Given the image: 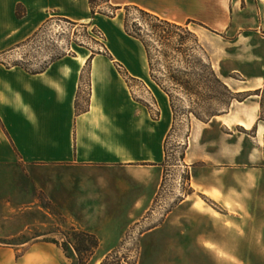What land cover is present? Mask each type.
<instances>
[{"label": "rangeland", "instance_id": "obj_1", "mask_svg": "<svg viewBox=\"0 0 264 264\" xmlns=\"http://www.w3.org/2000/svg\"><path fill=\"white\" fill-rule=\"evenodd\" d=\"M102 1L98 0V5L94 6L99 12L95 15L98 17L95 29L47 9L48 21L27 42L0 54V65H20L34 73L76 52L90 55L98 52L102 55L98 60L104 61H108L106 51L112 58H122L120 65L131 73H139L144 81L141 82L145 85L137 82L130 85L135 99L147 105L151 123L159 121L169 125L172 122L164 142L165 158L160 172L148 170L147 174H151L154 181L145 187L119 166L28 167L19 161L0 164V247L14 248L19 257L30 245L38 243L48 248L45 257L48 264H76L74 253H66L60 245L52 243L61 244L71 229H76L94 233L99 239L98 249L86 264H209L210 256L199 257L193 249L197 245L193 235L205 236L213 231L212 224H228L226 228H230V224H264V180L247 198V204L241 206L232 204L217 192L220 197L212 200L195 186L192 178L208 174L202 160L210 162L209 173L214 179L226 178L222 164L230 162L244 143H251L254 148L259 132L256 126L245 129L234 123L245 116V108L238 103L246 99L248 93L234 92L239 94L229 100V95L212 83L209 70L202 66L195 68L194 64L195 60L202 65L211 62L220 80L229 83L226 75L240 61L262 63L264 0H233L230 21L227 20L230 26L220 32L200 21L188 25L202 48V51L197 50L192 38L186 43V47H193L186 56V60L193 62V69L188 72H193L192 81L199 75L201 96L188 98L166 82L170 99L148 78L142 65V61H147L142 45L124 33V23L129 30H135L134 25H143L145 18L132 7L114 11L109 5H99ZM22 11L19 8V14ZM76 11L82 12V8ZM39 16L36 10L34 19ZM81 60L83 58H78ZM176 66L169 70L157 68L154 74L165 80L173 71L179 72L181 65ZM86 102L84 93L78 101L79 108L85 109ZM191 110L208 122L198 120ZM261 119H264V90L260 94L258 120ZM205 130L210 132L208 139L204 136ZM260 195L262 198L258 197ZM198 199L218 212V218L197 210L193 202ZM223 232L220 227L219 239L223 238ZM226 237L231 243H240L234 236ZM226 259L220 257L221 264ZM230 259L232 262L240 260L242 264H264V256Z\"/></svg>", "mask_w": 264, "mask_h": 264}, {"label": "crops", "instance_id": "obj_2", "mask_svg": "<svg viewBox=\"0 0 264 264\" xmlns=\"http://www.w3.org/2000/svg\"><path fill=\"white\" fill-rule=\"evenodd\" d=\"M232 3L233 0L99 2L100 5L119 7L117 11L136 6L179 24L200 21L218 32L230 26ZM17 5L23 9L19 17L16 16ZM77 8H82V12H77ZM47 9L71 21L98 28V17L91 16L88 0H0V54L22 44L40 30L50 17L46 14ZM36 10L40 16L34 19ZM261 39L263 43L264 38ZM141 49L144 50L142 46ZM89 55L84 52L64 55L37 73H29L21 66L0 65V164L19 161L28 167L119 166L131 179L149 187L154 180L147 174L148 170L160 172L165 158L164 142L172 122L169 125L159 121L152 124L148 109L132 99L127 83L116 69L122 58L104 61L98 60L102 55L96 54L88 62ZM78 58L83 60L78 61ZM142 65L149 78L147 61H142ZM126 70L133 78L143 81L139 73ZM231 74L237 75L232 77ZM226 79L229 83L224 84L233 92L259 91L261 94L264 61L251 64L240 61L238 66L230 69ZM84 93L87 95L86 107L77 113L76 103ZM252 97L258 100L252 102L249 100ZM238 104L245 108V116L234 123L245 129L257 127L255 147L244 143L230 162L222 164L228 175L226 178L214 179L209 173L210 162L202 160L208 174L202 178L194 177L192 181L200 193L212 200L221 195L241 206L247 204V198L264 180V120H258L260 95L246 97ZM203 132L208 139L210 132ZM258 197L262 198V195ZM193 206L218 218L219 213L202 199L194 201ZM212 225L213 231L205 236L198 233L192 237L197 243L193 248L197 256H210L212 262L209 264H221L220 257L228 258L222 264H238V261L242 264L240 260L232 262L230 258L264 256V224H230V228H226L228 224ZM220 227L224 229L222 239L218 236ZM227 235L238 238L240 243H231ZM47 249L42 244H33L17 257L18 251L14 248L0 247V264H48L45 260Z\"/></svg>", "mask_w": 264, "mask_h": 264}, {"label": "trees", "instance_id": "obj_3", "mask_svg": "<svg viewBox=\"0 0 264 264\" xmlns=\"http://www.w3.org/2000/svg\"><path fill=\"white\" fill-rule=\"evenodd\" d=\"M97 2L98 0H88L92 17H94L96 14L99 13L94 7L95 5H98ZM109 7L114 11H117L119 9V7H113L111 5H109ZM130 7L134 8L145 19L143 21V25H141L140 23L134 25L135 30H129L126 23H124V27H123L124 33L132 37L133 39L137 40L142 45L147 59L150 80L157 87H159L160 90L169 97V99H170V89L166 87V82H169L173 89L181 92L188 98H192L193 96L195 97L201 96L200 87L202 84L200 83L199 75H196L197 79L192 81L193 72L189 73L188 71L190 70L192 71L193 62L191 60L190 61L186 60V56H188V52L193 49V47H189V48L186 47V43L188 39L192 38L194 47H196L197 50L202 49L201 46L199 45L197 36L193 32L188 30V25L193 21H188L184 25H181L179 23L160 18L159 16L154 15L136 6L125 7V10L130 9ZM19 8L20 6L17 5L16 16L18 17L20 16ZM93 29H95V27ZM96 54H98V52L96 53L93 52L89 56L87 61L89 62ZM105 55L109 59L113 60L112 56L107 51L105 52ZM195 61H196V63L194 64L195 68L196 66H202L204 69L209 70L212 83L215 86L221 88L225 93H227V95H229V100L232 101L233 99H235V95L239 93L234 94V92L229 90V88L224 84V82L220 80V78L214 72L211 62L207 63L206 65H202L201 61L199 60H195ZM173 63L175 66H172ZM176 65L179 66L181 65L179 68L180 69L179 72L173 71L168 76H165L166 78L165 80H161L157 78L154 74L155 69L157 68L158 69L166 68L168 70L170 68L176 69L177 67ZM116 67L118 68L117 70L119 74L124 78L125 82L127 83L132 98L136 102L142 104L144 107L148 109L147 105L135 99L132 85H130V83L132 82L134 83L137 82L140 83L141 85H145V84L140 80H137L132 76H130L129 73L122 67V65L117 64ZM42 70L43 69H41L40 71ZM189 75L190 78H188ZM147 92L150 94V97L153 100L154 97L151 94V92L150 91ZM251 95H260V92L256 91L253 94L248 93L246 96L249 97ZM80 111H82V109H80L78 103H76V112L78 113ZM190 113H192L198 120L203 121L201 118H199V116L193 113V110H191ZM203 122H208V120ZM52 243L60 245L62 250L66 253L67 252L71 254L74 253L77 258L76 264H86L88 258H90L93 255L94 251H96L99 247V239L94 233H91L89 231H77L76 229H71L69 236H67V239L63 241L61 244H59L57 241H52Z\"/></svg>", "mask_w": 264, "mask_h": 264}]
</instances>
